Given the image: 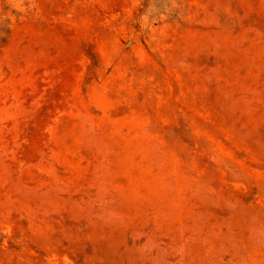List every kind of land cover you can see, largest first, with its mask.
Listing matches in <instances>:
<instances>
[{
	"label": "rangeland",
	"instance_id": "obj_1",
	"mask_svg": "<svg viewBox=\"0 0 264 264\" xmlns=\"http://www.w3.org/2000/svg\"><path fill=\"white\" fill-rule=\"evenodd\" d=\"M0 264H264V0H0Z\"/></svg>",
	"mask_w": 264,
	"mask_h": 264
}]
</instances>
